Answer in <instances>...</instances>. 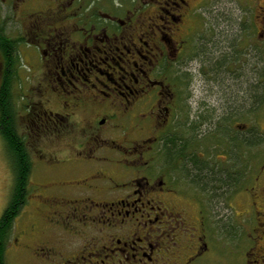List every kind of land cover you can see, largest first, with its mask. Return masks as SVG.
<instances>
[{
    "label": "flooded vegetation",
    "instance_id": "af4514ba",
    "mask_svg": "<svg viewBox=\"0 0 264 264\" xmlns=\"http://www.w3.org/2000/svg\"><path fill=\"white\" fill-rule=\"evenodd\" d=\"M207 1L0 0V128L51 143L28 149L42 181L5 264H264V127L244 126L264 123V0ZM234 8V45L190 71L195 18ZM193 76L226 106L204 143L181 124Z\"/></svg>",
    "mask_w": 264,
    "mask_h": 264
},
{
    "label": "rangeland",
    "instance_id": "374dc122",
    "mask_svg": "<svg viewBox=\"0 0 264 264\" xmlns=\"http://www.w3.org/2000/svg\"><path fill=\"white\" fill-rule=\"evenodd\" d=\"M233 0H208L206 3L207 7L212 6H233ZM238 8L234 9H223V10H212V11H201L200 14L195 18L193 21V27L198 32L195 34L194 38L196 42L194 43V48L196 53H200L199 55L195 56V60L193 61V70L191 68L190 71H196L202 65L200 61V57L203 58L210 56L214 59L215 56H219L224 51L229 50V46L234 45V37L232 36L234 26V20L237 18ZM200 41L203 39L204 44L198 46V39ZM262 61V60H261ZM204 62V61H203ZM261 67V63H260ZM263 71V70H261ZM250 75L245 74V78L248 79ZM189 78V77H188ZM191 78V77H190ZM210 76L205 79L202 84L203 89L199 90L198 84L200 83L199 80H196V76H193L192 79H189V96H184L183 102L181 104V124H184L186 127V135L190 137L191 135H195L197 138L202 139V143L210 141L215 131L217 129L216 123L217 120L224 116L226 106L220 102L216 98V95L222 94L221 90H217V87L214 85L212 86L210 82ZM207 85L211 88L208 89ZM204 89H206L204 91ZM235 95L236 92H234ZM208 101V107L206 109L201 110L202 103L204 101ZM207 103V102H206ZM207 110V111H206ZM206 111V113H204ZM201 114L207 115L209 120H207L202 125H199L198 116ZM256 117L249 116L247 123L248 125H244L245 128L248 129L249 133L254 132L258 133L259 130L264 127V123L262 120L255 121ZM235 123H230V125L226 126L229 127L230 131L236 132L238 134L239 131L245 128H240L242 126H234ZM197 126V127H196ZM225 129V127H224ZM218 133H216L217 135ZM194 137V138H196ZM28 149L29 153L34 154L41 149H50L51 143L46 139L44 142L40 141V138L37 137L29 138L28 139ZM261 149V146L253 145L251 150L255 153L257 150ZM35 156V154H34ZM43 172L41 170V165L36 161L34 162V168L32 173V184L29 185V192L30 195L36 194V184L42 181ZM13 185V177L11 173L10 166L8 165V156L6 155L5 145H3L2 140L0 139V215L6 206V203L9 201V196L12 191ZM32 206L26 203L25 207L22 208V211L17 216V224L18 226H25L28 222V211H31ZM6 262L7 264H26L24 263V258L18 255L9 252L6 254Z\"/></svg>",
    "mask_w": 264,
    "mask_h": 264
},
{
    "label": "trees",
    "instance_id": "16d2710c",
    "mask_svg": "<svg viewBox=\"0 0 264 264\" xmlns=\"http://www.w3.org/2000/svg\"><path fill=\"white\" fill-rule=\"evenodd\" d=\"M1 122L8 123L5 128H0V137L2 138L3 145H5L6 155L10 160L13 177L9 201L0 216V264H5L4 248L7 237L5 230L11 228L15 217L19 215L27 202L31 165L28 149L23 139L19 137L11 123H9V119L7 120L2 116Z\"/></svg>",
    "mask_w": 264,
    "mask_h": 264
}]
</instances>
